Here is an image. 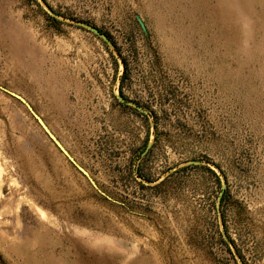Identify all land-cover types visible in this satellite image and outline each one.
<instances>
[{
	"label": "rangeland",
	"instance_id": "rangeland-1",
	"mask_svg": "<svg viewBox=\"0 0 264 264\" xmlns=\"http://www.w3.org/2000/svg\"><path fill=\"white\" fill-rule=\"evenodd\" d=\"M0 86L98 187L0 90V264H264V0H0Z\"/></svg>",
	"mask_w": 264,
	"mask_h": 264
},
{
	"label": "water",
	"instance_id": "water-1",
	"mask_svg": "<svg viewBox=\"0 0 264 264\" xmlns=\"http://www.w3.org/2000/svg\"><path fill=\"white\" fill-rule=\"evenodd\" d=\"M140 24L144 28V24L141 20H139ZM98 32V31H96ZM0 90L7 93L17 101H19L25 108L28 110L30 115L33 117V119L39 124V126L43 129V131L46 133V135L49 137V139L54 143V145L61 151V153L65 156V158L80 172L82 173L93 185L94 188L98 189L96 183L94 180L90 177L89 173L83 169L71 156V154L66 150V148L61 144V142L57 139V137L51 132L49 127L45 124V122L42 120V118L34 111V109L31 107V105L19 94L12 92L10 90H7L0 86Z\"/></svg>",
	"mask_w": 264,
	"mask_h": 264
}]
</instances>
